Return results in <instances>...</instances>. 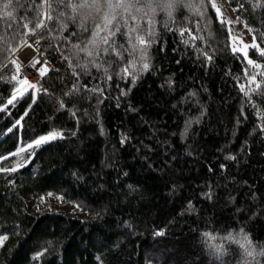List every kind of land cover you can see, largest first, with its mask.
Segmentation results:
<instances>
[{
	"label": "trees",
	"instance_id": "1",
	"mask_svg": "<svg viewBox=\"0 0 264 264\" xmlns=\"http://www.w3.org/2000/svg\"><path fill=\"white\" fill-rule=\"evenodd\" d=\"M225 1L259 46L247 59L213 0H140L141 71L123 25L121 56L73 47L105 0L76 13L69 0H12L0 15V169L17 170L0 171V264H264V67L247 64L264 66V0ZM32 35L49 64L41 94L13 60Z\"/></svg>",
	"mask_w": 264,
	"mask_h": 264
},
{
	"label": "snow or ice",
	"instance_id": "2",
	"mask_svg": "<svg viewBox=\"0 0 264 264\" xmlns=\"http://www.w3.org/2000/svg\"><path fill=\"white\" fill-rule=\"evenodd\" d=\"M17 4L20 3V0H16ZM140 0H115V2H113V0H105V6L107 8V11H105L103 13L102 16V22L96 24L95 29L92 33V37L90 40L87 41V44L85 47L80 48V46L74 45L73 47L78 49L81 52H84L88 57H93L94 54L95 55H99L101 53V51L104 54H108L109 51L114 52L117 56H121V53L119 51L116 50V46H115V39L114 37L116 36L117 33H119L121 31V25H123V27L125 29H127L126 32L122 33V35L127 37V41L131 46V50L133 53L135 52H139L140 54V59L142 62V67H141V71H146L149 67L148 63L146 62L147 59V48L150 47V44L148 43V41H146L143 36H140L137 33V28L139 27V23H137V17L135 14H133V9H136L137 12L141 11L140 8L137 7V4H139ZM68 6L72 9L73 13H76L79 9H95L97 12H99L101 10V5L98 2V0H91V3L88 2V0H78L77 3H72L71 0H69V4ZM12 7V0H7V2H3V0H0V15L6 16V17H12V11H9V9ZM39 7H42L39 6ZM165 7L171 9L173 7V3L171 2V0H169V2L165 5ZM212 7L215 8V4H212ZM116 10H120V15L119 18L116 15ZM219 11V9H217V12ZM39 14V13H38ZM127 14V15H125ZM48 19H51V16H48ZM73 20V22H76L75 16H73L71 18ZM87 19V17H82L80 22H79V26L81 28H84V21ZM143 19V18H141ZM129 20H131L133 23L132 25L129 24ZM149 25L151 24V21H148ZM114 25V26H113ZM66 25H61V28L63 29ZM24 27H27V25H24ZM36 28H40V27H44L43 21H41L39 24H37L35 26ZM84 30L86 31L87 29L84 28ZM101 33H104V35H101ZM73 35H75V33H73ZM181 35H183V33H181ZM264 35V34H262ZM89 45L92 46L93 50H89ZM101 45H104L106 47L101 48ZM31 46V45H29ZM247 47H256L258 48V45H251L248 46L246 45L245 48ZM233 52H238V51H242L243 52V57L245 59H247V52L242 50V49H238L233 47ZM260 54L264 55V50H260ZM208 60H211V57L208 56L207 57ZM36 63H39V61H36ZM92 63L94 64V66L96 68H100L101 65L99 64H95V61L93 60ZM247 64L248 65H252L255 68H261L264 67L262 65H258L255 64L254 61L248 59L247 60ZM133 67H135V65H132ZM18 68V66H17ZM123 73L127 74L128 73V67H125L123 69ZM43 74V73H41ZM244 74L247 76L248 75V69L245 68L244 70ZM261 76H264V72L259 73ZM108 79H111V77H107ZM135 82V77H133V83ZM248 82L249 85L251 84H255L256 87L255 88H249L247 91L245 90V85L241 84L240 85V90L242 92H244V94L246 96H248L250 94V92L252 91H256V89L260 88V84L256 82V78L255 75L253 76H249L248 77ZM24 83H27V79L25 78ZM29 87L35 89L36 86L35 85H29ZM19 91V90H17ZM38 91V89H37ZM21 95H23V93H21ZM17 100V96L13 95L11 99H9L7 101V103L9 105H12L14 103V101ZM34 102V99H33ZM61 107H63V105H61ZM26 114V113H25ZM190 123V122H189ZM264 130V129H262ZM57 138V134L56 133H52L48 136H44L41 137L37 140L34 141L33 144L28 145L29 148L34 147V146H39L43 143H48L51 140H54ZM123 143V141H122ZM24 148H21L20 151H24ZM32 155H34V153H32ZM16 171L17 169L13 168V169H0V171ZM163 233H157V235H162ZM7 237H3V240H6ZM0 243H2V240H0ZM217 251H219V249H217ZM40 254H38L39 256ZM249 255H251V253H249Z\"/></svg>",
	"mask_w": 264,
	"mask_h": 264
},
{
	"label": "rangeland",
	"instance_id": "3",
	"mask_svg": "<svg viewBox=\"0 0 264 264\" xmlns=\"http://www.w3.org/2000/svg\"><path fill=\"white\" fill-rule=\"evenodd\" d=\"M215 7L219 9L218 15L219 18L222 20L228 22L230 24V42H231V48L233 47L242 49L248 53L252 47L245 48L246 45L251 46L255 44L254 38L250 32V30L236 17L234 11H232L225 0H213ZM35 36V35H33ZM29 38L25 42V44L14 54L13 60H18L26 65L34 64L37 69L39 70L42 76L45 75L48 72L49 64L45 62V59L43 58V51L42 49L39 51H36L32 49V52H29ZM243 54L242 51H238ZM36 61H39V63H36ZM16 62V61H15ZM17 64V63H16ZM18 66V65H17ZM20 71V67L18 66V75ZM26 89V86L23 85L18 93H22ZM33 91V90H32ZM45 202L47 205L58 208L60 206H63L66 209H72V206L63 205L60 203V201L55 197H49L45 199Z\"/></svg>",
	"mask_w": 264,
	"mask_h": 264
},
{
	"label": "built area",
	"instance_id": "4",
	"mask_svg": "<svg viewBox=\"0 0 264 264\" xmlns=\"http://www.w3.org/2000/svg\"><path fill=\"white\" fill-rule=\"evenodd\" d=\"M29 43L31 47L39 51L42 49V42L41 40L36 36H30L29 37ZM17 65L20 67L19 74L23 81H25V78L27 79V83H25L28 87L29 85H35L36 88L33 89L31 87V90L34 91L35 94H41L43 91V86L41 85L43 76L38 71L37 67L34 64L26 65L18 60H15ZM38 89V91H37Z\"/></svg>",
	"mask_w": 264,
	"mask_h": 264
},
{
	"label": "crops",
	"instance_id": "5",
	"mask_svg": "<svg viewBox=\"0 0 264 264\" xmlns=\"http://www.w3.org/2000/svg\"><path fill=\"white\" fill-rule=\"evenodd\" d=\"M32 49H33V48H32V47H30V48H29V52H32Z\"/></svg>",
	"mask_w": 264,
	"mask_h": 264
},
{
	"label": "bare ground",
	"instance_id": "6",
	"mask_svg": "<svg viewBox=\"0 0 264 264\" xmlns=\"http://www.w3.org/2000/svg\"><path fill=\"white\" fill-rule=\"evenodd\" d=\"M46 60V59H45ZM39 71V70H38ZM41 74V73H40ZM20 79H22L21 77H20ZM43 81V80H42ZM26 85V84H25ZM43 85V84H42ZM27 86V85H26Z\"/></svg>",
	"mask_w": 264,
	"mask_h": 264
},
{
	"label": "water",
	"instance_id": "7",
	"mask_svg": "<svg viewBox=\"0 0 264 264\" xmlns=\"http://www.w3.org/2000/svg\"><path fill=\"white\" fill-rule=\"evenodd\" d=\"M19 77H21V76L19 75Z\"/></svg>",
	"mask_w": 264,
	"mask_h": 264
}]
</instances>
